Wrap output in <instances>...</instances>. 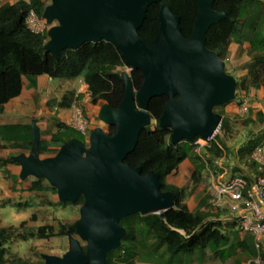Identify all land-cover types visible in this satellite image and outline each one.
I'll return each instance as SVG.
<instances>
[{
    "label": "water",
    "instance_id": "1",
    "mask_svg": "<svg viewBox=\"0 0 264 264\" xmlns=\"http://www.w3.org/2000/svg\"><path fill=\"white\" fill-rule=\"evenodd\" d=\"M163 0H50L42 10L49 28L43 48L59 58L67 49L86 42L113 43L125 63L142 74L134 89L130 74L121 73L124 94L117 107L100 106L97 118L114 131L94 127L85 143L70 138L52 156L40 157V130L31 122V147L11 159L20 166L19 177L44 179L56 189L59 201L75 203L82 196L75 232L68 233L69 248L62 256L43 255L45 264H106V255L117 249L126 229L119 221L129 215L160 214L173 207L175 196L160 190L158 172L142 173L124 162L137 143L140 131L151 125L149 101L166 96L159 127L171 129L170 140L193 142L210 138L222 120L215 106L235 99L236 79L225 71L218 54L205 46L209 27L225 19L213 8L214 0H192L196 18L188 37L180 18L166 3L160 5L155 37L138 34L148 7ZM2 241L0 240V247Z\"/></svg>",
    "mask_w": 264,
    "mask_h": 264
},
{
    "label": "trees",
    "instance_id": "2",
    "mask_svg": "<svg viewBox=\"0 0 264 264\" xmlns=\"http://www.w3.org/2000/svg\"><path fill=\"white\" fill-rule=\"evenodd\" d=\"M46 0H19L14 4L0 6V113L4 105L13 97L20 94L22 78L27 75H47L50 78L74 79L80 78L87 85L92 104L101 102L111 107H117L124 94V81L119 68L129 67L121 52L111 42L104 40L93 43L86 42L77 49L67 48L60 53L59 58L45 52L43 46L48 37L46 32L36 34L25 25L28 10L33 9L39 16L42 15ZM166 3L170 10L180 18L179 24L182 34L188 37L196 18L197 6L192 0H163L151 4L143 20L138 34L144 40H152L157 32L158 11L160 5ZM213 8L224 11L225 19L211 25L206 32L205 46L215 51L220 59H224L227 47L234 40L237 44H249L253 64L264 69V0H214ZM130 79L134 89H138L143 81L139 70H130ZM264 86V73L254 87ZM168 101L166 96L154 97L149 101L148 111L154 125L143 128L134 150L129 153L124 162L130 167H140L142 173L158 172L160 174V190L174 193L173 207L160 214L142 216L133 214L122 218L119 223L127 224L126 234L120 245L106 255V264H134L139 262L159 263L164 256L175 257L180 254H189L197 249H204L223 235L220 234L215 222L206 221L212 216L207 206V198L203 197L201 205L207 211L192 213L183 202L186 189L166 182V177L175 172L178 165L185 159L193 164L191 180L204 169V161L196 162L199 156L194 153L193 144L187 141L171 143V129L159 127V117ZM225 105V104H223ZM58 130L52 134L48 143L40 142V152L45 146L59 148L70 138H74V129L61 123L56 124ZM225 126L222 117L221 127ZM5 129L16 131L25 128L28 149L31 147V126H7ZM113 127L108 129L112 134ZM1 132V128H0ZM78 133V132H77ZM80 134V133H79ZM84 137L82 134H80ZM199 136L195 138L198 139ZM86 140V138L84 137ZM85 140L81 141L85 143ZM258 142L252 143L246 150L251 152ZM212 157L220 155V150L213 142L209 149ZM57 149L52 150L55 154ZM2 165L14 162L11 157L0 160ZM44 179L31 182L30 190L44 191L50 186H44ZM80 196L75 204H82ZM44 227H39V235L44 234ZM65 232V231H64ZM68 233H75V224L68 226ZM31 237L34 235L30 234ZM8 239L7 229L0 228V264L4 262V245ZM124 241H132L131 250L125 249ZM85 250V247H83ZM115 252V255L112 254ZM123 253V255H120ZM147 257V258H146ZM25 264V263H21Z\"/></svg>",
    "mask_w": 264,
    "mask_h": 264
},
{
    "label": "rangeland",
    "instance_id": "3",
    "mask_svg": "<svg viewBox=\"0 0 264 264\" xmlns=\"http://www.w3.org/2000/svg\"><path fill=\"white\" fill-rule=\"evenodd\" d=\"M49 3L50 0H46L45 5ZM251 56L248 43L237 44L233 40L227 47L224 59H221L225 64V71L236 79L235 99L225 103V105L215 106L213 109L214 112L222 115L225 120V126L219 127L213 136V141L218 139L219 144L225 150L223 161L226 170L225 178L247 177L245 171L248 168L242 169L240 167L241 165L248 166L251 169V152L246 149L255 141L264 140V117L260 118L258 114L256 106L257 88L254 87V82L259 81L264 69L261 66L254 65ZM130 70L131 68L126 66L119 68V71H126L129 74ZM46 82L48 89H51L59 82V79L54 78V80ZM243 100L247 102L249 107L245 113L240 110ZM232 102H236L237 108L227 106L230 113H224V107ZM101 105V102L92 104L90 100L91 108L96 107L99 110ZM90 120L93 123L92 125L98 124L108 131L107 125L99 121L97 117L96 119L90 118ZM154 123L152 120L151 125H154ZM72 135L78 140H85L77 132H73ZM233 147L235 148L232 150ZM193 150L199 156V159H195L197 163L205 160L210 163L213 160L210 152L204 147L193 145ZM40 157H44L42 153H40ZM3 172L2 176L8 179L9 172L7 170H3ZM192 172L193 164L188 160V170L184 176H180L179 171H175V173L172 172L173 174L169 179H173L175 183L185 188L188 198L198 191L205 196L208 173L203 169L199 175L191 180ZM34 180H36L35 177H28L23 180L25 184L19 190L12 189L11 185L8 188V190L12 189L11 193L6 192V187L0 188V228L7 229L8 234L7 242L4 245L3 264H45L43 255L62 256L69 248L68 234L65 232L68 231L69 225L75 224L79 219L82 204L59 201L55 188V190L47 188L44 191L33 193L26 186L27 183ZM43 184L44 186H50L46 180L43 181ZM28 190L30 192L27 194L19 193ZM124 226L127 227V224H124ZM39 227L45 228L44 234H41V236L38 232ZM30 234L34 236L31 237ZM71 235L78 238L82 247H85L86 243L78 237L76 232ZM132 243V241L123 240L122 246L127 250H131ZM112 254L115 255V252ZM120 255H123V253ZM134 264L141 263L136 261Z\"/></svg>",
    "mask_w": 264,
    "mask_h": 264
},
{
    "label": "crops",
    "instance_id": "4",
    "mask_svg": "<svg viewBox=\"0 0 264 264\" xmlns=\"http://www.w3.org/2000/svg\"><path fill=\"white\" fill-rule=\"evenodd\" d=\"M19 0H0V6L3 4H14ZM28 1V0H25ZM44 78V79H43ZM54 80L47 75H27L22 78V88L18 96L13 97L4 105V111L0 113V160L12 157L19 153H28L27 137L29 132L25 128L14 130L5 129L7 126H25L30 125L32 120H36V124L40 130V142L48 143L53 133L58 128L57 123H61L74 129L69 124V119L74 112L75 108H81L84 116L89 119L90 126L89 131L94 127L100 126L91 122L90 118L96 119L98 108L90 107V93L87 85L80 78L74 79H59L51 89H48L47 82ZM257 91V111L260 118L264 117V86L259 85L256 87ZM234 104V105H231ZM236 107V102L227 104L224 107V113L229 114V108ZM237 108V107H236ZM223 117V116H222ZM231 120V119H230ZM92 125V126H91ZM101 127V126H100ZM75 130V129H74ZM76 131V130H75ZM78 132V131H76ZM79 133V132H78ZM31 136V131H30ZM84 136V135H83ZM87 138L86 136H84ZM32 139V138H31ZM219 144V140L216 141ZM221 145V144H220ZM58 149L56 146H45L44 150L41 151L44 157L52 155L53 149ZM235 147L232 148V150ZM237 148V147H236ZM251 162V160H250ZM242 169L248 168L246 172L247 177H243L248 181H251L255 177V167L251 162L250 167L240 166ZM3 170L9 172V180L5 179ZM188 170V160L182 161L176 170L179 171L180 176ZM20 167L13 163H7L2 165L0 163V188H7L6 192L11 193L12 189H22L23 183L19 177ZM175 173V172H174ZM173 173L166 177V182L178 187H182L178 183H175L173 179L169 177ZM12 185V189H9ZM31 183H27L30 189ZM16 187V188H14ZM183 188V187H182ZM33 191L35 193L36 191ZM5 192V193H6ZM28 191L19 192L20 194L29 193ZM8 195V194H7ZM204 194L196 192L188 198H184L188 210L192 213L198 211H207L201 201L203 200ZM212 216L208 217L206 221L215 222L216 227L222 238L212 242L209 246L204 249H197L189 254H180L175 257L164 256L159 263L153 262H140L141 264H251L250 259L254 255L253 242L250 235L245 234L239 228L238 223L234 220L231 214L225 212H212Z\"/></svg>",
    "mask_w": 264,
    "mask_h": 264
},
{
    "label": "built area",
    "instance_id": "5",
    "mask_svg": "<svg viewBox=\"0 0 264 264\" xmlns=\"http://www.w3.org/2000/svg\"><path fill=\"white\" fill-rule=\"evenodd\" d=\"M26 27L36 34H43L49 26L45 19L33 9L28 10L25 17ZM248 104L242 101L240 110L248 111ZM69 124L80 134L88 137L90 121L81 108H75L69 119ZM221 128V122L218 128ZM218 130V129H217ZM208 139L198 138L191 142L197 147L209 149L213 136ZM220 155L213 157L208 163L204 161V170L208 173L205 196L207 206L212 212L231 214L239 228L252 238L254 255L251 264H264V140L259 141L251 150L250 160L255 167V177L248 181L243 177L225 178L226 170L223 165L225 150L215 142Z\"/></svg>",
    "mask_w": 264,
    "mask_h": 264
},
{
    "label": "bare ground",
    "instance_id": "6",
    "mask_svg": "<svg viewBox=\"0 0 264 264\" xmlns=\"http://www.w3.org/2000/svg\"><path fill=\"white\" fill-rule=\"evenodd\" d=\"M217 129H218V127L216 128V130H217ZM216 130H215V131H216ZM215 131H214V132H215Z\"/></svg>",
    "mask_w": 264,
    "mask_h": 264
}]
</instances>
